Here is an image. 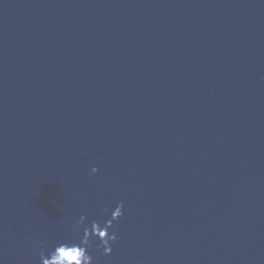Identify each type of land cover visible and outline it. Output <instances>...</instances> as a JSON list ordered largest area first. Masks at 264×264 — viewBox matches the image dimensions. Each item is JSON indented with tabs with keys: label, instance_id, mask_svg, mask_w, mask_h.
I'll return each mask as SVG.
<instances>
[{
	"label": "water",
	"instance_id": "95a60500",
	"mask_svg": "<svg viewBox=\"0 0 264 264\" xmlns=\"http://www.w3.org/2000/svg\"><path fill=\"white\" fill-rule=\"evenodd\" d=\"M201 72L264 120V0H126Z\"/></svg>",
	"mask_w": 264,
	"mask_h": 264
},
{
	"label": "clouds",
	"instance_id": "9594fccd",
	"mask_svg": "<svg viewBox=\"0 0 264 264\" xmlns=\"http://www.w3.org/2000/svg\"><path fill=\"white\" fill-rule=\"evenodd\" d=\"M264 79V76L261 77ZM98 171L96 167L91 169V174ZM110 217L101 223L93 220L90 226L83 228V236L78 240L66 239L55 244L51 250L39 253L40 264H95L94 257L89 251L92 247L93 239L98 240L96 245L102 249L103 255L108 256L112 253V245L118 237L114 231V222H118L124 215L123 202L118 203L114 209L105 208L104 213ZM85 217L81 216L73 225V232H78L81 226L85 225Z\"/></svg>",
	"mask_w": 264,
	"mask_h": 264
}]
</instances>
